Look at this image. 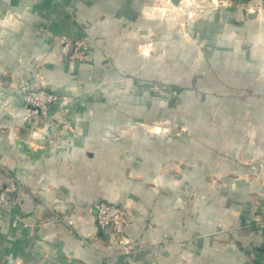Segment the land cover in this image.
<instances>
[{"label":"rangeland","instance_id":"obj_1","mask_svg":"<svg viewBox=\"0 0 264 264\" xmlns=\"http://www.w3.org/2000/svg\"><path fill=\"white\" fill-rule=\"evenodd\" d=\"M109 2L103 13L94 16L71 0L76 28L71 33L55 32L46 39L50 46L25 41L17 46L13 38L17 31H0V134L25 141L34 151L46 144L56 162L60 152L79 150V143L63 142L66 135L101 137V147L110 146L112 140L119 148L134 142L135 155L125 150L115 157V182L134 183L139 190L155 193L179 185L184 215L203 213L213 199L220 212L225 201H238L241 194L250 210L260 211L264 192L257 186H264V164L255 160L256 152L264 148V0ZM18 17L1 26H14ZM42 94L45 98L34 101ZM8 119L21 121L23 127L16 125L13 131V126H2ZM93 119L100 120L98 127H84ZM149 146L162 152V166L152 176L144 168L152 157ZM196 153L200 159L191 160ZM208 159L214 164L205 162ZM15 161L0 158V196L6 194L0 202V230L16 226L5 206L18 203L29 213L22 218L27 230L64 225L99 253V247L109 243L130 254L141 243L129 234L135 217L132 197L115 203L127 221L123 232L99 237L106 230L98 227L93 210L96 203L108 202L94 197L86 210L94 216L96 230L80 233L82 216L72 213L58 194L63 169L49 175L54 179L51 185L42 183L20 192L23 179L14 172ZM32 163L25 160V165ZM25 177L36 182L43 176ZM67 184L75 188L69 180ZM45 199L50 207L34 223L31 202ZM215 222L222 233L217 248H233L231 242L239 236L235 232L260 227L264 217L245 213L234 227L219 217ZM11 239L7 240L15 241ZM41 241L48 243L46 237ZM24 243L28 254H16L14 244L9 245L8 254H0V264H36L31 237Z\"/></svg>","mask_w":264,"mask_h":264},{"label":"crops","instance_id":"obj_2","mask_svg":"<svg viewBox=\"0 0 264 264\" xmlns=\"http://www.w3.org/2000/svg\"><path fill=\"white\" fill-rule=\"evenodd\" d=\"M76 1L77 7L85 11V14L94 16H99L104 12V7L111 5L109 0ZM70 8L71 0H0V31L8 29L17 31L13 36L17 46H22L24 41L28 45L31 43V46H35L36 43L41 46H50L51 43L46 39H50L55 32L71 33L75 30L76 27L71 21ZM4 16L7 17L3 19ZM14 16H20L19 20L14 21V26L4 29L1 23L12 21ZM21 31L25 34L21 35ZM240 73H242L241 67ZM4 92L9 94L7 90ZM112 122L115 126V120ZM20 123L21 121L12 122L8 119V124L1 125L10 126L8 128L13 126L12 129L15 131L16 125L23 127ZM99 123L100 120L93 119L84 127H98ZM100 139L101 137L97 136H83L75 139L66 135L63 142L65 144L79 143V150L73 151L69 148L60 152L59 162H56L58 158L55 157V153L51 155L43 141L39 143L43 144L44 148L34 151L23 140H15L0 134V158L4 156L11 162L16 160L13 165L14 172L23 179V182L19 183L20 192L30 187L39 188L42 183L51 185L54 179L49 175H55L58 169H63L65 176L58 194L68 201V209L72 213L82 216L79 223L80 233L96 230L93 227L94 216L86 210L94 197H101L108 203L119 205L122 204L121 197H132L135 203L133 208L135 217L129 234L134 239H139L141 243L130 254H125L122 248L115 244L110 246L109 243H107L109 247H99V253L98 250L79 241L74 233L66 231L64 225L50 226L47 229L35 226L27 230L23 227L22 218L29 213L23 209L22 204L16 203L14 207L8 204L5 206V213L12 214V217L16 218V226L0 230V254H8L9 245L12 244L16 254H28L25 252L27 248H24V240L30 236L35 249L30 253L36 264H57V262L64 264H264V222L260 227L236 231L235 234L239 236L238 241L232 240L236 242H231L234 245L233 248L229 245L217 248L216 239L222 233L218 232L215 222L219 217L228 226L234 227L238 225L239 216L242 214L258 213L264 217V202L260 211L253 212L248 206L247 198H243L241 194L242 198H238V201H225L220 212H217L216 201L213 199L203 213L184 215L181 210L182 192L180 190L182 188L179 185L155 193L146 188L144 191L139 190L134 183L115 182V157L126 152L125 150L135 155L136 146L134 142L129 141L128 143H132L131 147L129 144L128 148H119L115 147V140H112L110 146L101 147ZM262 144L264 146V143ZM149 147L152 150L150 151L149 148L148 153L152 157L145 162L146 167H143L146 168L145 173L152 176L156 169L162 166L160 160L162 152L158 148ZM176 148L179 149V147ZM262 149L263 151L256 152V163L260 160L264 164V148ZM148 153H144V157ZM163 153L166 154L167 151L164 150ZM27 158L32 159L31 166L25 165ZM175 158L177 159L178 155ZM194 158L200 159L199 154L196 153L195 156L190 157L191 160H195ZM205 162L209 165L214 164L210 159ZM0 169H2L1 166ZM75 172H78L80 176L74 175ZM26 175L43 177L39 179L36 177L37 181L32 182L33 179L26 178ZM68 180L75 185V188H68ZM257 190L264 192V186H257ZM115 199L118 200L115 201ZM30 207L32 221L38 223L49 209L50 202L48 199L41 202L32 201ZM57 233L60 235L58 236ZM98 235L103 239L113 236L111 230L99 232ZM11 237L15 238L14 242L7 240L8 238L12 240ZM45 237L48 239L47 245L41 241ZM224 237L226 240L228 236ZM253 252H255V259H253ZM190 254L193 255L192 258L183 261L184 257Z\"/></svg>","mask_w":264,"mask_h":264},{"label":"built area","instance_id":"obj_3","mask_svg":"<svg viewBox=\"0 0 264 264\" xmlns=\"http://www.w3.org/2000/svg\"><path fill=\"white\" fill-rule=\"evenodd\" d=\"M43 98H45V96L42 94L40 97H36L34 101H38ZM7 190H10V188ZM5 196L6 194H2L0 196V202L5 199ZM93 212L95 213L98 227L103 230H111L113 232L116 231V233L124 231V226L127 221L119 206L106 202H99L96 203Z\"/></svg>","mask_w":264,"mask_h":264}]
</instances>
